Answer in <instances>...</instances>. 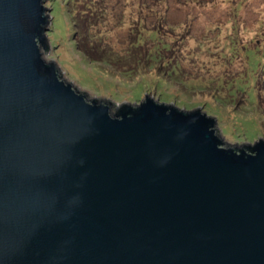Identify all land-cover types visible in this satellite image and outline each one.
<instances>
[{
  "label": "water",
  "instance_id": "obj_1",
  "mask_svg": "<svg viewBox=\"0 0 264 264\" xmlns=\"http://www.w3.org/2000/svg\"><path fill=\"white\" fill-rule=\"evenodd\" d=\"M44 2L0 0V264H264V140L87 99L42 57Z\"/></svg>",
  "mask_w": 264,
  "mask_h": 264
},
{
  "label": "rangeland",
  "instance_id": "obj_2",
  "mask_svg": "<svg viewBox=\"0 0 264 264\" xmlns=\"http://www.w3.org/2000/svg\"><path fill=\"white\" fill-rule=\"evenodd\" d=\"M49 44L61 76L116 104L148 97L213 117L229 144L264 140V0H45ZM89 31L119 53L116 67L75 46ZM91 15V16H90ZM99 33V34H98ZM48 62V61H47ZM125 63V64H124ZM116 68V69H115Z\"/></svg>",
  "mask_w": 264,
  "mask_h": 264
},
{
  "label": "trees",
  "instance_id": "obj_3",
  "mask_svg": "<svg viewBox=\"0 0 264 264\" xmlns=\"http://www.w3.org/2000/svg\"><path fill=\"white\" fill-rule=\"evenodd\" d=\"M90 19L91 17L88 15V17L79 22L77 19L75 21V33L79 31L77 29L78 27L82 30V38L79 39L78 36L77 40H75L77 50H79L90 61L103 62L115 67L117 62H120L122 59L123 62H126V60L128 61V56H130L129 54L127 58L121 57L119 53L112 51L109 45L105 43L102 44L101 39L98 37L99 35L97 36L96 33H93V31H89Z\"/></svg>",
  "mask_w": 264,
  "mask_h": 264
}]
</instances>
